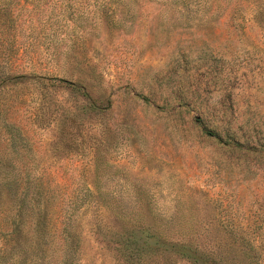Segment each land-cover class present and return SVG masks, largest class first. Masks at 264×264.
<instances>
[{
  "label": "rangeland",
  "instance_id": "374dc122",
  "mask_svg": "<svg viewBox=\"0 0 264 264\" xmlns=\"http://www.w3.org/2000/svg\"><path fill=\"white\" fill-rule=\"evenodd\" d=\"M0 264H264V0H0Z\"/></svg>",
  "mask_w": 264,
  "mask_h": 264
},
{
  "label": "trees",
  "instance_id": "16d2710c",
  "mask_svg": "<svg viewBox=\"0 0 264 264\" xmlns=\"http://www.w3.org/2000/svg\"><path fill=\"white\" fill-rule=\"evenodd\" d=\"M139 234H136V230L135 229H132L131 231H130V234H132V235H134V236H137V239H136V241H134V242H136L135 244H137V246L138 247H141V246H143V247H145V246H148V245H145V244H148V242H149V238L150 237H153L154 236V233H153V231H151V229H149L148 227H143V228H141V229H139ZM159 242V241H158ZM141 244H143V245H141ZM157 246H162V245H157ZM172 247H175V250H176V252L177 251H179V249L176 247V246H178L179 248H180V253H182V254H185V255H183V256H186V254L188 255L189 253V247L187 246V245H184V244H180V245H171ZM146 248V247H145ZM165 248V247H164ZM190 255V254H189ZM186 257H188V256H186Z\"/></svg>",
  "mask_w": 264,
  "mask_h": 264
}]
</instances>
